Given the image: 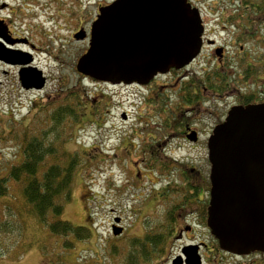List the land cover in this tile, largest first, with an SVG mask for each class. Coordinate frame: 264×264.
<instances>
[{
    "label": "flooded vegetation",
    "instance_id": "flooded-vegetation-1",
    "mask_svg": "<svg viewBox=\"0 0 264 264\" xmlns=\"http://www.w3.org/2000/svg\"><path fill=\"white\" fill-rule=\"evenodd\" d=\"M45 1L42 10L51 8L48 17L36 11L42 5L39 0V5L32 4L24 13L7 4L0 6L9 15L0 13V28L8 39L0 37L2 46L20 52L33 64L41 49L34 37L45 32L47 23L84 29L89 39L99 8L114 0L97 3L91 17L82 13L83 7L77 11L76 0ZM188 1L198 9L202 22L201 48L191 62L158 72L146 83L92 80L104 89L91 98L92 118L87 121L94 126L100 144L91 150L125 155L133 169L158 174L149 211L134 210L141 223L148 216L151 219L146 230L130 233L121 214L114 219H120L117 225L123 230L113 237L135 242L122 246L127 252L133 246L141 250L132 258L134 264H161L162 260L163 264H191L194 256L199 264H218L221 257L228 264L244 257L247 264H264V251L238 254L223 249L207 224L212 187L209 139L234 107L264 104V0ZM0 63L18 72L22 67ZM112 93L120 96L118 104L112 101ZM113 109L119 111L111 115ZM114 117L123 124L117 125ZM133 155L139 158L133 160ZM159 221L163 231L158 244ZM157 248L161 253L153 260Z\"/></svg>",
    "mask_w": 264,
    "mask_h": 264
},
{
    "label": "rangeland",
    "instance_id": "rangeland-1",
    "mask_svg": "<svg viewBox=\"0 0 264 264\" xmlns=\"http://www.w3.org/2000/svg\"><path fill=\"white\" fill-rule=\"evenodd\" d=\"M36 1L38 0H30V2L0 0V6L7 4L11 6L10 9L24 13L32 4L39 5H36ZM110 1L76 0L77 11H81L80 7H83L82 13L91 17L96 12L97 3ZM39 3L43 6H37L36 11L45 17L52 15L49 13L51 8H46L47 11L42 10L46 4L45 0H39ZM28 12L32 11L28 10ZM0 13L9 16L7 9L0 10ZM44 28V33L34 37L41 49L38 50L34 64L33 61L30 63L48 76L46 86L42 90L23 89L18 79L17 68L0 63V175L6 173L9 166L17 161L20 153L19 146L8 140V134L5 135L3 132L23 127L35 117L45 120L44 117L50 114V110L73 100L75 104H79L81 120L78 123L67 122L69 127L63 133L62 145L67 153L78 154L82 164L74 179L73 195L65 202L62 218L75 226L88 227L92 236L88 240L69 238L74 242L72 246L62 248L61 241L63 242L64 237L54 236L48 229L40 226L37 219L30 215L26 208L20 206V201H17L21 211L17 222L19 230L12 234L14 245L9 241L1 244L4 250L13 247L4 255H0V264H134L132 258L139 256L141 250L138 252L133 246L127 252L122 248L128 246L132 239L129 241L113 237L115 235L112 232V225L116 224L114 217L124 215L130 233L146 230L151 219L148 216L144 220L145 223H141L136 220L140 219V216H137L134 210L139 212L141 208L146 209L145 212L149 211L153 192H156L153 180L158 179V174L153 170L133 169L125 155L111 156L91 150V147L100 145L94 126H90L91 123L87 121L92 118L91 98L104 89V85L93 83L90 77L85 78L76 69L77 59L89 48V39H76L74 33L78 29L64 23L61 26L57 24L50 26L47 23ZM3 48L5 50V47ZM8 52L13 54L14 59L28 61L17 54L20 52ZM110 95L114 97L112 101L118 104L117 99L120 96L113 93ZM118 111L113 109L111 115ZM114 121L117 125L123 124L115 117ZM43 125L40 121L39 129ZM131 158L135 160L139 156L133 155ZM11 184L14 188L13 193L19 196V184L14 181ZM155 185L159 186V184ZM146 200L149 202L144 204ZM0 203L5 202L0 200ZM156 231L158 234L163 231L161 221L157 223ZM148 236H151L150 232ZM130 244L133 245L135 242ZM160 253V249L157 248V251L152 253L153 260L158 259ZM247 260V257L238 258L231 264H247ZM230 262H233V259H230ZM163 263L162 260L161 264ZM218 264L228 263L221 257Z\"/></svg>",
    "mask_w": 264,
    "mask_h": 264
},
{
    "label": "water",
    "instance_id": "water-1",
    "mask_svg": "<svg viewBox=\"0 0 264 264\" xmlns=\"http://www.w3.org/2000/svg\"><path fill=\"white\" fill-rule=\"evenodd\" d=\"M201 34L199 11L188 0H114L100 7L89 48L76 69L100 81L146 83L158 72L191 62L200 51ZM74 36L84 39L86 33L81 29ZM0 37L8 40L3 27ZM2 45L0 59L30 62L12 58ZM20 80L27 89L45 84L42 72L33 67H23ZM209 160L207 223L212 234L234 253L264 251V104L230 111L209 139ZM122 230L113 227L115 235ZM192 259L191 264H199Z\"/></svg>",
    "mask_w": 264,
    "mask_h": 264
},
{
    "label": "trees",
    "instance_id": "trees-1",
    "mask_svg": "<svg viewBox=\"0 0 264 264\" xmlns=\"http://www.w3.org/2000/svg\"><path fill=\"white\" fill-rule=\"evenodd\" d=\"M78 108L79 104L68 101L50 110L45 120L35 117L23 127L3 132L8 134V140L19 146L20 153L17 161L0 175V200L5 202L0 203V255L13 247L4 250L1 244L9 241L14 245L12 234L19 230L17 222L21 211L17 201L37 219L40 226L54 236L64 237L62 248L72 246L74 242L69 238H91L88 227L75 226L62 218L65 202L73 195L74 179L82 164L78 154L67 153L62 145L63 133L69 127L67 122L78 123L81 120ZM40 121L44 125L39 129ZM13 181L19 184V196L13 193ZM160 236L158 234L156 238L158 244Z\"/></svg>",
    "mask_w": 264,
    "mask_h": 264
}]
</instances>
